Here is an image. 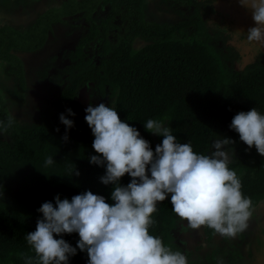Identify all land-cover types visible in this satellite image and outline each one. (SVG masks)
<instances>
[{"label": "trees", "instance_id": "1", "mask_svg": "<svg viewBox=\"0 0 264 264\" xmlns=\"http://www.w3.org/2000/svg\"><path fill=\"white\" fill-rule=\"evenodd\" d=\"M160 2L179 19H147L146 0H67L39 13L26 29L0 23V62L5 63L7 75L18 79L22 91L27 83L21 55L42 50L54 27L67 23L65 17L75 18L69 23L71 30L88 23L74 48L63 50L64 65L54 69L59 56L53 54L37 71L48 96L37 116L29 121L13 117L0 93V264H26L25 256L35 257L25 235L36 230L40 206L48 201L55 204L58 194L71 200L91 190L114 203L115 185L100 180L106 166L90 163V156L97 153L79 105L83 88L99 104L107 101L114 107L122 121L150 141L153 150L152 133L145 128L149 119L165 121L177 140L190 142L198 154L209 155L214 140L232 138L234 144L226 148L236 149L237 155L229 167L240 178L243 194L252 199V208L264 199V156L257 155L254 146L249 149L229 127L240 111L255 107L264 114V50L256 52L250 63L236 67L241 62L239 51L227 44L229 35L210 23L217 0ZM112 31H120L116 41L109 38ZM137 39L145 45L136 48ZM95 41L99 42L96 49L90 48ZM69 108L76 115L69 116L74 126L65 140L66 126L59 117L67 115ZM159 140L162 143L163 137ZM49 156L54 163L46 166ZM131 179L125 174L121 184ZM152 218L150 234L173 250L178 215L170 196L157 202ZM203 232L209 240L215 233L207 226ZM63 238L74 247L80 239L78 233ZM88 259L86 251L77 249L69 264H88ZM228 259L229 264L234 260Z\"/></svg>", "mask_w": 264, "mask_h": 264}, {"label": "clouds", "instance_id": "2", "mask_svg": "<svg viewBox=\"0 0 264 264\" xmlns=\"http://www.w3.org/2000/svg\"><path fill=\"white\" fill-rule=\"evenodd\" d=\"M240 4L251 10L255 21L247 30V42L264 44V0H240ZM85 112L97 153L90 156V163L106 166L100 180L115 185L111 192L114 203L91 190L71 200L58 194L55 204L44 202L38 209L42 217L36 230L25 235L35 253V257H24L26 264H69L77 249L87 252L88 264H189L183 252L173 251L149 232L157 202L169 196L173 211L192 228L207 226L232 238L247 228L252 199L243 194L240 178L229 167L226 146L234 144L232 138L214 140L209 155L198 154L190 142L180 143L165 121L149 119L146 130L163 137L153 150L150 141L122 121L114 107L89 104ZM75 115L71 108L67 115L60 114L66 126L65 140L67 130L74 126L69 116ZM12 122L9 117L8 126ZM229 127L249 149L254 146L264 156V114L255 107L240 111ZM53 163L51 156L45 161L46 166ZM74 174L79 171L75 169ZM125 174L132 178L127 185L121 184ZM72 233L80 237L75 247L63 238Z\"/></svg>", "mask_w": 264, "mask_h": 264}, {"label": "rangeland", "instance_id": "3", "mask_svg": "<svg viewBox=\"0 0 264 264\" xmlns=\"http://www.w3.org/2000/svg\"><path fill=\"white\" fill-rule=\"evenodd\" d=\"M148 10L146 17L156 21H175L179 17L173 14L168 6L160 0H146ZM59 3L62 0H58ZM57 5V0H0V23L11 24L15 27L26 29L49 5ZM106 11L101 14H105ZM211 25L230 36L228 45L246 54L245 61H249L252 54L258 50H264V44L254 45L247 42V30L255 26L252 12L240 4V0H218L213 14ZM73 20V18H72ZM74 21V20H73ZM77 21V20H76ZM78 22V21H77ZM68 21L65 29L58 24L54 27V33L47 45L40 51L22 54V60L26 69L25 91L19 87V81L13 76L5 73V63L0 62V93L4 98L9 113L22 121H29L37 116L40 109L48 103L46 87L37 75V71L48 62L49 58L58 53L60 56L65 49L74 48L78 37L88 26L87 22H81L74 30H71ZM79 23V22H78ZM242 31V32H238ZM120 31H112L109 34L111 40L116 41ZM98 41L91 43L90 48L96 49ZM145 45L142 39L134 41L136 48ZM238 46V47H237ZM237 50V51H238ZM94 51V50H93ZM247 51L249 55L247 56ZM67 61L60 58L54 63V69L64 65ZM79 97V105L83 113L92 104L99 105L98 98H91L87 90L83 88ZM107 105V101H105ZM155 147L160 144L159 135L152 134ZM230 155V162L237 155L236 149L227 148ZM211 151H213L211 146ZM257 155H260L256 151ZM247 228L237 235L225 237L214 233L209 240L203 232V226L198 229L192 228L189 222L178 216V224L174 228L175 247L173 251L183 252L189 264H229L228 257H233L230 264H264V199L252 208V215L247 222Z\"/></svg>", "mask_w": 264, "mask_h": 264}, {"label": "flooded vegetation", "instance_id": "4", "mask_svg": "<svg viewBox=\"0 0 264 264\" xmlns=\"http://www.w3.org/2000/svg\"><path fill=\"white\" fill-rule=\"evenodd\" d=\"M217 2H218V0H217ZM217 2L215 3V7H216ZM168 9H169V10H172V9L169 8V7H168ZM184 9L187 10V8H185V7H184ZM172 12H173V11H172ZM173 14L176 15V16L178 17V15H177L176 13L173 12ZM213 14H214V13H213ZM213 14L211 15L210 23H212V21H213V16H214ZM175 21H176V20H175ZM212 26H213V25H212ZM79 37H80V36H79ZM79 37H78V38H79ZM237 47H238V46H237ZM238 49H240V48H238ZM238 49H237V50H238ZM260 50H262V49H260ZM260 50H258V51H260ZM238 51H239L240 56H241V62L237 63V64H236V67H239V66H241V65H242V66H245L246 64L250 63V62L252 61V59H253L255 53H256V52H255L254 54H252V57H250L251 59H250L249 61H245L246 54H245V53L242 54L240 50H238ZM258 51H257V52H258ZM56 54L58 55V53H56ZM249 54H250L249 51H247V56H248ZM58 56H59V55H58ZM60 56H61V55H60ZM60 56H59V58H60Z\"/></svg>", "mask_w": 264, "mask_h": 264}, {"label": "crops", "instance_id": "5", "mask_svg": "<svg viewBox=\"0 0 264 264\" xmlns=\"http://www.w3.org/2000/svg\"><path fill=\"white\" fill-rule=\"evenodd\" d=\"M65 1H67V0H62V2L59 3L58 0H57V4H58V6H61ZM49 6H57V5L54 4V5H49ZM49 6H48V7H49ZM48 7H47V8H48ZM47 8H46V9H47ZM46 9H45V10H46ZM45 10H44V11H45ZM42 12H43V11H42ZM72 18H73V20L75 19L74 17H71V16H69V17H65V19H66L67 22H68L69 20L72 21V22H74V21L72 20ZM58 24H60V25L62 24V25L59 26V27H63V29H65V26H63V24H66V23H58ZM58 24H57V25H58ZM57 25H56V26H57ZM56 26H55V27H56ZM65 30H66V29H65Z\"/></svg>", "mask_w": 264, "mask_h": 264}]
</instances>
